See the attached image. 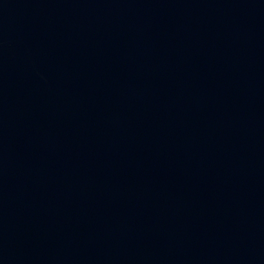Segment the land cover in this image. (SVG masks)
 Segmentation results:
<instances>
[{
	"label": "water",
	"instance_id": "1",
	"mask_svg": "<svg viewBox=\"0 0 264 264\" xmlns=\"http://www.w3.org/2000/svg\"><path fill=\"white\" fill-rule=\"evenodd\" d=\"M0 264H264V0H0Z\"/></svg>",
	"mask_w": 264,
	"mask_h": 264
}]
</instances>
